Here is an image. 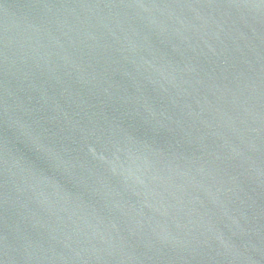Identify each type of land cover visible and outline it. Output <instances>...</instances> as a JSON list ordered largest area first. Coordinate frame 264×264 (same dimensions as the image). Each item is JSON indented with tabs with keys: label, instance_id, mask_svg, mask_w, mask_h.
Instances as JSON below:
<instances>
[{
	"label": "water",
	"instance_id": "obj_1",
	"mask_svg": "<svg viewBox=\"0 0 264 264\" xmlns=\"http://www.w3.org/2000/svg\"><path fill=\"white\" fill-rule=\"evenodd\" d=\"M0 264H264V0H0Z\"/></svg>",
	"mask_w": 264,
	"mask_h": 264
}]
</instances>
